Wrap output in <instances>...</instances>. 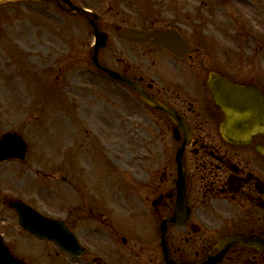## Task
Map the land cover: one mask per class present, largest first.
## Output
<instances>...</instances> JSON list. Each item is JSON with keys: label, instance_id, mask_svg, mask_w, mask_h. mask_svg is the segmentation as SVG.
<instances>
[{"label": "rangeland", "instance_id": "obj_1", "mask_svg": "<svg viewBox=\"0 0 264 264\" xmlns=\"http://www.w3.org/2000/svg\"><path fill=\"white\" fill-rule=\"evenodd\" d=\"M73 1L100 13L103 27L111 32L100 58L108 64L123 63L128 51L114 37L115 25L127 19L125 10L138 11L136 16L141 10L149 14L144 0ZM218 1L195 0L197 25L204 34H197L195 41L202 51L207 35L215 30L228 38L215 44L222 51L236 39L232 31L256 24L253 29L262 30L264 0H235L231 7L236 14ZM205 2L217 5L213 17H207L204 9L210 5L204 6ZM94 40L88 19L55 0L0 3V137L18 132L28 143L24 161L0 165V192L41 204L38 208L53 216L62 214V204L115 201L114 227L129 239L124 243L116 235L117 249L108 254L111 264H165L157 239L149 241L146 235L153 230V217L143 205L134 204L142 199L146 169L156 170L161 136L157 113L145 110L138 98L94 69ZM57 113L65 118L58 120ZM94 223L86 218L83 224ZM0 231L32 264H81L48 241L22 231L7 204H0Z\"/></svg>", "mask_w": 264, "mask_h": 264}, {"label": "flooded vegetation", "instance_id": "obj_2", "mask_svg": "<svg viewBox=\"0 0 264 264\" xmlns=\"http://www.w3.org/2000/svg\"><path fill=\"white\" fill-rule=\"evenodd\" d=\"M144 2L149 14H143L144 10H141L142 13L136 16L138 11L125 10L127 19L121 25H115L117 35L114 37L121 40L128 56L123 63L109 65L139 83L150 97L173 108L181 123L145 102L136 89L99 71L138 98L145 110L157 113L155 123L161 136L156 170L146 169L141 182L142 199L134 203L147 208L154 219L153 230L145 234L149 241L157 239L156 247L163 253L159 243L161 224L171 217L178 203L185 204L184 218L169 223L167 234L171 257L177 263L201 264L222 253L215 264H264V116L259 121H251V110L244 107L242 111L248 112L249 121L243 126L259 130L239 142L225 137L222 127L228 115L210 85L213 74L218 73L249 87L250 95L264 107V25L262 30L253 29L258 27L256 24L247 30L231 32L236 35V39L230 41L236 49L233 43L226 48L235 55L227 53V49L222 51L221 46L216 47L220 39L224 43L228 40L217 30L207 35L209 38L204 44L207 47L202 51V46L195 41L197 34L204 36L201 25H197L195 0ZM234 2L219 0L217 3L226 4L234 11L231 7ZM208 5L204 3L206 7ZM213 8L217 5L204 9L207 17L214 16ZM199 9L202 12V8ZM101 17L100 14L98 23L105 29ZM197 26L199 32H196ZM125 28L169 31L172 36L167 41L169 46L186 49L178 55L156 45L154 37L142 42L132 40L123 35ZM177 33L183 40L175 41ZM102 62L106 64L105 60ZM62 170L66 171L65 168ZM65 179L66 176L63 181ZM0 198V204L8 206L17 199L2 192ZM26 203L35 208L41 205L32 204V201ZM124 204L128 202H123V207ZM76 205L74 208L62 204V214L56 217L76 231L85 248L77 262L111 264L108 254L117 249L115 237L120 236L114 227L117 204L109 201ZM123 213H126L124 209ZM86 218L93 220L94 225H84ZM100 223L107 227L100 229L95 225ZM134 231L137 232L135 228ZM233 235H239V242L222 250L218 242ZM120 237L124 243L129 239V236ZM99 241H103V245Z\"/></svg>", "mask_w": 264, "mask_h": 264}, {"label": "water", "instance_id": "obj_3", "mask_svg": "<svg viewBox=\"0 0 264 264\" xmlns=\"http://www.w3.org/2000/svg\"><path fill=\"white\" fill-rule=\"evenodd\" d=\"M6 0H0L3 2ZM58 3L65 2L71 9L82 11V8L72 4L70 0H56ZM88 13V11H85ZM96 15V14H94ZM97 16V15H96ZM90 23L94 26V33L96 36V43L94 45V52L92 56L93 63L100 69L105 70L107 73L111 74L116 79H121L127 82L129 85L136 87L138 91L141 92L143 98L152 105L158 106L168 112L172 117H174L178 122V118L173 111L167 109V107L151 98H149L141 88L124 75L113 71L112 69L104 66L100 63L98 53L101 47L107 44V34L100 31L96 18L89 19ZM125 35L132 37L137 41H143L144 39L155 36L157 37V44L160 46H165L168 49H174V51H180L181 48H170L167 41H170L167 34L161 33L159 31L143 32L135 29H127ZM169 36V35H168ZM177 40V38L175 39ZM211 86L213 88L214 95L218 101L225 109L228 115V119L223 124L224 135L236 142L243 141L244 138L249 136L252 132L257 131V128H247L243 125L249 121L248 112L242 111L246 105H248L251 111V121H259L264 116V107L259 105L256 97H249V89L243 87L239 84L232 83L226 78L214 73L212 76ZM247 98L250 101H247ZM246 104V105H245ZM264 153V149H262ZM27 153V144L25 140L17 133L8 132L5 133L0 139V162L12 157L25 158ZM15 209L19 214L20 224L33 232L34 234L49 238L59 244V246L70 252L71 254L77 256L83 252V248L80 246L78 238L76 235L60 220L46 217L30 206L23 203L13 204ZM184 204H177L175 213L173 217L169 220H164L161 225L162 239L161 244L163 245L165 252V259L168 264H177L170 257V250L166 240V234L168 233V221H176L184 213ZM239 242V236H229L220 242L221 246L229 247L235 245ZM0 264H28L22 259L16 257L9 250L8 246L4 243L2 237L0 236ZM207 264H210L208 262Z\"/></svg>", "mask_w": 264, "mask_h": 264}, {"label": "bare ground", "instance_id": "obj_4", "mask_svg": "<svg viewBox=\"0 0 264 264\" xmlns=\"http://www.w3.org/2000/svg\"><path fill=\"white\" fill-rule=\"evenodd\" d=\"M57 117H58V120H59V118H65V115L64 114H62V113H57ZM61 127H63V125L61 124ZM64 128V127H63ZM65 129V135L66 136H68L69 134H68V132H67V129L66 128H64Z\"/></svg>", "mask_w": 264, "mask_h": 264}]
</instances>
